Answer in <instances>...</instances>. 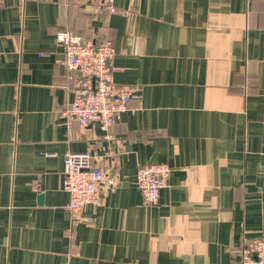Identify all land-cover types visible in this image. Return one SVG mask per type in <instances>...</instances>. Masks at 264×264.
Segmentation results:
<instances>
[{"label": "crops", "instance_id": "1", "mask_svg": "<svg viewBox=\"0 0 264 264\" xmlns=\"http://www.w3.org/2000/svg\"><path fill=\"white\" fill-rule=\"evenodd\" d=\"M114 7L0 0V264H234L264 240V0ZM68 30L113 43L135 114L68 129ZM88 150L116 187L72 215L64 159ZM161 163L147 206L137 173Z\"/></svg>", "mask_w": 264, "mask_h": 264}, {"label": "built area", "instance_id": "2", "mask_svg": "<svg viewBox=\"0 0 264 264\" xmlns=\"http://www.w3.org/2000/svg\"><path fill=\"white\" fill-rule=\"evenodd\" d=\"M115 0H106L112 14L127 12L114 7ZM57 40L64 46V64L70 73L73 100L62 111L68 129L77 122L82 128L98 123L110 128L121 114L135 110L129 105L137 95L132 85H118L113 63L115 48L108 40L86 39L73 31H63ZM91 151L71 153L64 159L63 188L69 193L70 212L78 214L86 206L97 208L104 194L115 189V180L106 177L103 168L96 166ZM172 170L168 164H150L140 167L137 187L142 193L144 204L158 206L161 190L168 187ZM92 223L93 219H84ZM234 264H264V240L255 239L245 246Z\"/></svg>", "mask_w": 264, "mask_h": 264}, {"label": "water", "instance_id": "3", "mask_svg": "<svg viewBox=\"0 0 264 264\" xmlns=\"http://www.w3.org/2000/svg\"><path fill=\"white\" fill-rule=\"evenodd\" d=\"M94 25H97V26H99V25H100V23H98V22H95V23H94ZM41 199H42V197H41Z\"/></svg>", "mask_w": 264, "mask_h": 264}, {"label": "trees", "instance_id": "4", "mask_svg": "<svg viewBox=\"0 0 264 264\" xmlns=\"http://www.w3.org/2000/svg\"><path fill=\"white\" fill-rule=\"evenodd\" d=\"M85 38V37H84ZM87 39V38H86Z\"/></svg>", "mask_w": 264, "mask_h": 264}]
</instances>
